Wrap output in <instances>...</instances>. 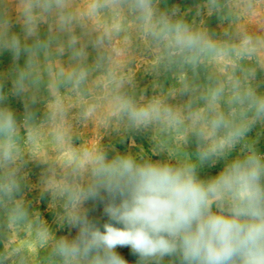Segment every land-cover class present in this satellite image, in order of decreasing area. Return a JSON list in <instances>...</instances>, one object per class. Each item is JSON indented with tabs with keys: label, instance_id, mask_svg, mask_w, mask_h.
Listing matches in <instances>:
<instances>
[{
	"label": "clouds",
	"instance_id": "1",
	"mask_svg": "<svg viewBox=\"0 0 264 264\" xmlns=\"http://www.w3.org/2000/svg\"><path fill=\"white\" fill-rule=\"evenodd\" d=\"M160 3L0 0V52L13 58L11 70L0 73V208L16 233L0 244V264H33L17 242L23 227L47 250L46 264H129L117 246L129 247L138 264H264V153L259 137L249 136L264 128L257 80L264 72V0H204L191 18ZM212 16L219 34L207 25ZM14 21L22 35L12 31ZM138 45L155 78L151 96L136 94ZM6 75L10 93L23 98L19 120L5 104ZM73 116L117 132L174 135L182 146L194 143L195 153L110 157L99 137L76 147ZM45 128L59 161L33 151ZM36 160L46 165L40 191L59 209V224L76 230L73 238L57 237L29 211L24 168ZM221 160L217 173L201 177L202 167ZM90 200L123 227L105 223L101 231L84 208Z\"/></svg>",
	"mask_w": 264,
	"mask_h": 264
},
{
	"label": "rangeland",
	"instance_id": "2",
	"mask_svg": "<svg viewBox=\"0 0 264 264\" xmlns=\"http://www.w3.org/2000/svg\"><path fill=\"white\" fill-rule=\"evenodd\" d=\"M204 0H161V9H171L172 7H179L182 11L187 10L188 18L195 15L198 5H202ZM15 14H13L14 16ZM207 25L210 30L220 33L221 27L219 20L215 17H206ZM12 31L22 35L21 26L15 21L13 22ZM42 35L45 32V28L42 27ZM89 62L95 57V51L89 47ZM149 57L147 56L143 45L135 47V60L132 63V67L135 69V83L136 94L139 95L144 92L145 95L151 96L153 94V81L154 76L145 71V61ZM20 64L24 63V56L22 55L19 61ZM13 67L12 54L8 51L0 52V73H8ZM163 80L164 78L161 77ZM257 80L261 84L260 90H264V72L258 71ZM165 86L170 84V81H164ZM4 89L8 92L5 104L13 109L17 119H21L24 114L23 98L15 96L10 93L11 79L10 76H5L3 80ZM184 98L179 97L175 102H182ZM42 110V105L37 104L35 106ZM75 111V110H74ZM73 126V146L79 147L86 142L99 137L101 143L108 150V155L111 157L116 152L129 153L132 155H148L153 160H159L166 158L169 151L174 152L176 155H182L184 153L194 154L195 144L181 145L179 140L173 135L168 136L163 133H159L154 129L144 131H126L121 129L119 132L113 130L111 127L97 126L96 124L89 122L87 124L81 123L73 116L71 121ZM251 138H257V147L261 153H264V128L257 125L249 133ZM164 151L161 152L160 149ZM33 151L42 160L47 161H59L61 153L58 151L55 143L52 140V135L49 129L45 128L42 139L38 144L33 147ZM239 151V146L232 153L233 156ZM224 165V161L221 160L215 166H204L199 172L202 178L217 173ZM46 168L45 164L40 163V160L29 161L24 168L26 174V182L22 188L25 196L26 204L29 207L30 212H39L42 219H45L51 230L57 235L68 236L73 238L76 235L75 229H69L65 224L61 226L56 219L58 208L49 207L51 198L47 194H42L40 191V178ZM84 208L87 211L89 219L96 223L103 231V225L105 223H112L115 227H123L121 224L110 220V218L104 213V204L100 201L90 200L84 204ZM16 233L9 230L6 220V212L4 208H0V244L5 242L9 237L15 236ZM18 243L26 247L29 252L33 254V264H46L47 250L39 246L31 237L30 229L23 227L19 230ZM116 251L122 255L129 264H138V256L131 252L129 247L117 246Z\"/></svg>",
	"mask_w": 264,
	"mask_h": 264
}]
</instances>
